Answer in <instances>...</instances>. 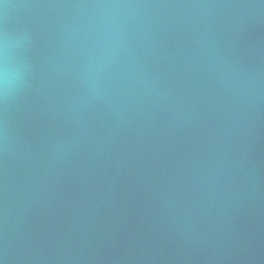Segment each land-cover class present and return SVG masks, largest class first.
<instances>
[{
	"label": "water",
	"instance_id": "obj_1",
	"mask_svg": "<svg viewBox=\"0 0 264 264\" xmlns=\"http://www.w3.org/2000/svg\"><path fill=\"white\" fill-rule=\"evenodd\" d=\"M2 264H264V0H0Z\"/></svg>",
	"mask_w": 264,
	"mask_h": 264
},
{
	"label": "clouds",
	"instance_id": "obj_2",
	"mask_svg": "<svg viewBox=\"0 0 264 264\" xmlns=\"http://www.w3.org/2000/svg\"><path fill=\"white\" fill-rule=\"evenodd\" d=\"M17 40L16 36L8 32L0 33V101L11 99L23 82V72L13 62V49Z\"/></svg>",
	"mask_w": 264,
	"mask_h": 264
}]
</instances>
